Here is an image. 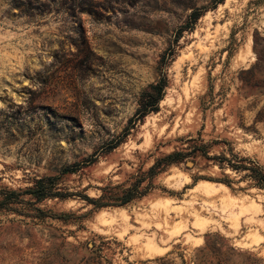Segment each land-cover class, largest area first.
I'll use <instances>...</instances> for the list:
<instances>
[{
	"label": "rangeland",
	"instance_id": "1",
	"mask_svg": "<svg viewBox=\"0 0 264 264\" xmlns=\"http://www.w3.org/2000/svg\"><path fill=\"white\" fill-rule=\"evenodd\" d=\"M245 166L264 173V0H0V194L20 193L0 264H264ZM142 179L127 205L86 200ZM41 182L62 196L37 202Z\"/></svg>",
	"mask_w": 264,
	"mask_h": 264
},
{
	"label": "trees",
	"instance_id": "2",
	"mask_svg": "<svg viewBox=\"0 0 264 264\" xmlns=\"http://www.w3.org/2000/svg\"><path fill=\"white\" fill-rule=\"evenodd\" d=\"M225 0H214V5L217 6L224 2ZM201 17V10L200 9H194V12L189 18L188 25L185 27V29H192L191 26L195 25L196 22ZM165 62V58L163 60ZM168 87V82L165 76L161 77L160 80H158L155 84L151 85L149 89L144 93V100L136 112V114L131 118L129 121L128 126L125 128L124 133L122 136H119L116 140L111 141L106 147L107 151H112L116 148H118L122 142L123 139L127 138L133 128L137 126V124L142 121L147 115L158 112L159 106L161 101L164 100L166 89ZM168 159L171 161L172 156H169ZM224 160H226L224 158ZM174 163H169V165ZM238 167L236 165L232 166V168ZM244 167V166H243ZM245 166L244 170L251 171L254 176V178L257 182V185L260 188H264V173L260 169L256 168H246ZM236 170L238 168H235ZM74 171L71 168H65V172ZM162 170L158 169V164L154 165L149 172L147 173V176H149L150 180H153ZM42 181V180H41ZM146 180H139L135 185H133L131 188H128L124 191H122L121 195H110L108 200L104 196L100 198L99 200H91L90 198H86L87 201L93 203L97 208H104L108 206H124L135 200L136 198L145 196V194L148 192V189L152 186V183H149L148 187L144 190L141 189V185ZM48 182H52V187L54 186L56 182V178L52 177L48 179ZM31 194H33L37 200V202H42L46 198L49 197H55V196H62V194H59L58 192H54V190H51L49 188H46L44 186V182L40 183V186H36L35 189L31 190ZM19 194L18 192L14 190H7L6 192L2 193L0 196V208L4 206H8L11 203L17 202L19 200ZM20 201V200H19ZM208 248L211 249V247L208 244Z\"/></svg>",
	"mask_w": 264,
	"mask_h": 264
},
{
	"label": "bare ground",
	"instance_id": "3",
	"mask_svg": "<svg viewBox=\"0 0 264 264\" xmlns=\"http://www.w3.org/2000/svg\"><path fill=\"white\" fill-rule=\"evenodd\" d=\"M203 184H207V185H210V183H206V182H205V183H203ZM208 189H209V188H208ZM208 189H206V190H208ZM206 190H205V192H206Z\"/></svg>",
	"mask_w": 264,
	"mask_h": 264
}]
</instances>
